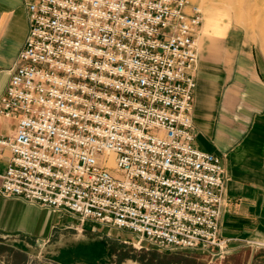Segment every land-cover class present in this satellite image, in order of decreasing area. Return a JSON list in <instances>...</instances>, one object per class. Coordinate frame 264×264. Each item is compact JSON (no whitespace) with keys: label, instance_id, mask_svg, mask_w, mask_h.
Returning a JSON list of instances; mask_svg holds the SVG:
<instances>
[{"label":"built area","instance_id":"1","mask_svg":"<svg viewBox=\"0 0 264 264\" xmlns=\"http://www.w3.org/2000/svg\"><path fill=\"white\" fill-rule=\"evenodd\" d=\"M28 33L0 97L15 121L0 194L127 231L162 251L215 249L220 158L193 145L200 6L24 0Z\"/></svg>","mask_w":264,"mask_h":264},{"label":"crops","instance_id":"2","mask_svg":"<svg viewBox=\"0 0 264 264\" xmlns=\"http://www.w3.org/2000/svg\"><path fill=\"white\" fill-rule=\"evenodd\" d=\"M28 27L24 0H0V97ZM195 42L193 145L220 158L226 201L219 235L227 243L221 257L215 249L187 252L205 256L199 264H264V54L230 25L216 33L202 22ZM14 128L0 115V140ZM10 157L0 145V186ZM113 231L0 194V264H139L119 255L125 250L112 245Z\"/></svg>","mask_w":264,"mask_h":264},{"label":"rangeland","instance_id":"3","mask_svg":"<svg viewBox=\"0 0 264 264\" xmlns=\"http://www.w3.org/2000/svg\"><path fill=\"white\" fill-rule=\"evenodd\" d=\"M189 1L200 6L204 28L208 26L213 32L221 33L226 25L234 26L236 29L244 31L255 43L256 48L264 54V0ZM117 236L120 237L117 238ZM111 238L113 239L112 245L118 250L121 248L125 250V253H119L120 256L132 255L139 264H199L205 259L203 255H191L187 251L170 253V251L154 249L146 243L137 244L136 236L127 231H113ZM216 256L221 257V255ZM207 258L211 259L210 256Z\"/></svg>","mask_w":264,"mask_h":264},{"label":"bare ground","instance_id":"4","mask_svg":"<svg viewBox=\"0 0 264 264\" xmlns=\"http://www.w3.org/2000/svg\"><path fill=\"white\" fill-rule=\"evenodd\" d=\"M215 15V13H213ZM218 16V15H217ZM207 18V17H206ZM212 19V18H211ZM210 20V19H209ZM216 20V19H215ZM212 24V23H211ZM216 25V24H215ZM219 27V26H218ZM207 28V27H206ZM222 28V27H221ZM214 30V29H213ZM217 32V31H216Z\"/></svg>","mask_w":264,"mask_h":264},{"label":"flooded vegetation","instance_id":"5","mask_svg":"<svg viewBox=\"0 0 264 264\" xmlns=\"http://www.w3.org/2000/svg\"><path fill=\"white\" fill-rule=\"evenodd\" d=\"M112 261V260H111Z\"/></svg>","mask_w":264,"mask_h":264}]
</instances>
